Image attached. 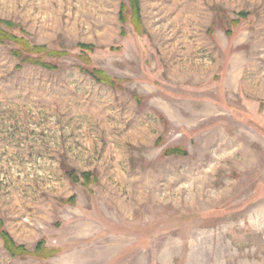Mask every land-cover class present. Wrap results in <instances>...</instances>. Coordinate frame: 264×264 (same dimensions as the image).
<instances>
[{"label": "rangeland", "instance_id": "obj_1", "mask_svg": "<svg viewBox=\"0 0 264 264\" xmlns=\"http://www.w3.org/2000/svg\"><path fill=\"white\" fill-rule=\"evenodd\" d=\"M137 3L0 0V264H264V0Z\"/></svg>", "mask_w": 264, "mask_h": 264}, {"label": "trees", "instance_id": "obj_2", "mask_svg": "<svg viewBox=\"0 0 264 264\" xmlns=\"http://www.w3.org/2000/svg\"><path fill=\"white\" fill-rule=\"evenodd\" d=\"M130 4H131V9H130V13H131V18L133 20V23L135 25V27L137 29L138 28V22H139V9H138V3L137 0H129ZM124 19V17H123ZM1 23H6L7 26L10 25V22L7 21H3L0 20V42L4 41L6 39H13L15 40L22 48L28 50V51H33V52H37V53H44V54H49V55H53L55 52L54 51H50L49 49L45 48L44 46H31L26 40L22 39V38H17L14 35H9L5 30H3L1 28ZM88 46H83V48H87ZM14 53H16V51H14ZM18 57L21 58V60L23 62H31V63H36L39 65H42L44 67H51V65L49 63L43 62L41 60V58L38 59H30L27 56H20L19 53H17ZM91 75L96 78L98 81L103 82V83H109L111 85L114 84V81L110 79V77H108L107 75H105L102 71L100 70H92L91 71ZM167 153H172V154H181V153H185V151L181 148H172L166 151ZM85 173H82V176H85ZM74 180H76L77 178L75 176L72 177ZM0 236L3 239L4 242V246L6 248V250L8 251V253L12 256L14 255H19L22 253H25V249L23 246H19V245H15V243L13 242L12 238L8 235L7 232L1 230L0 231ZM41 243H39L40 245ZM40 251L39 253H41L42 255H48L51 253V251H47V249L45 248H41V246H37V249L35 250Z\"/></svg>", "mask_w": 264, "mask_h": 264}]
</instances>
